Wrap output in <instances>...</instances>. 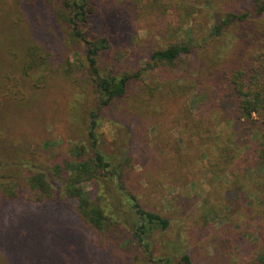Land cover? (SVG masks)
Returning <instances> with one entry per match:
<instances>
[{
  "label": "rangeland",
  "instance_id": "1",
  "mask_svg": "<svg viewBox=\"0 0 264 264\" xmlns=\"http://www.w3.org/2000/svg\"><path fill=\"white\" fill-rule=\"evenodd\" d=\"M257 4L93 0L84 31L106 42L101 75L132 76L126 95L97 119L98 148L112 167L123 163L142 208L170 222L147 250L132 236L139 222L113 176L83 185L116 218L110 230L91 228L67 198L71 164L94 157L97 98L87 45L72 34L61 0H0V264H177L184 255L194 264H249L264 255L258 133L239 120L231 84L238 70L264 75ZM231 15L246 19L215 34ZM183 42L193 51L177 66L149 67L154 52ZM33 47L45 64L27 73ZM36 173L54 188L45 203L25 184Z\"/></svg>",
  "mask_w": 264,
  "mask_h": 264
},
{
  "label": "trees",
  "instance_id": "2",
  "mask_svg": "<svg viewBox=\"0 0 264 264\" xmlns=\"http://www.w3.org/2000/svg\"><path fill=\"white\" fill-rule=\"evenodd\" d=\"M264 0L262 3L258 2V12H264ZM63 4V17L69 23L72 34L83 41L87 45V60L88 69L92 76L95 85V92L97 98L96 112L92 113L89 137L92 141V148L94 150V157L91 160H83L71 164L70 168L72 175L66 180V195L68 199L75 200L77 203L78 213L82 220L91 228L98 231L110 230L116 218L109 216L107 210L101 202L92 203L89 195L86 194L83 185L96 179L97 175L106 174L115 178L120 190L127 192L131 204V210L138 219L139 225L134 228L132 232L140 244L147 250L149 243L147 242L151 234L156 231H167L170 222L167 218L151 213L142 208L135 196L129 192L124 184V175L121 165L112 167V164L106 161V157L98 148L97 136V119L102 110L108 107L115 99L123 98L127 93L128 83L132 76L126 74L120 77L101 75L98 66V58L101 50L105 48V40L90 41L88 40L87 33L84 31L85 27L90 24L95 16V7L93 0H61ZM246 19V15H231L228 16L223 22L219 23L214 28L215 34L223 32L224 28L228 27L234 21H242ZM37 47L30 49V62L25 65V71L29 73L30 70L40 68L45 64V60H34ZM193 51L192 44L183 42L176 44L168 49L156 51L152 55V63L149 65L151 69L157 66H170L175 67L180 61L190 55ZM233 90L239 100L238 108L240 112V119L244 120L251 127L255 128L258 135L259 147L256 150L255 163L260 168L264 169V75L255 72L249 79L246 78V73L243 71L234 72L231 78ZM4 96L0 94L1 99ZM85 148L79 149V152ZM29 188L37 191L39 197L38 203H45L46 200L54 197V188L50 181H48L43 173L31 174L25 183ZM264 194V183L261 186ZM8 196H17V190L14 192L8 191ZM51 201V200H50ZM264 203V198L262 199ZM163 260H160L162 263ZM165 264H171L169 259ZM177 264H194L189 255H184L180 262ZM249 264H264V255L257 256L251 260Z\"/></svg>",
  "mask_w": 264,
  "mask_h": 264
}]
</instances>
